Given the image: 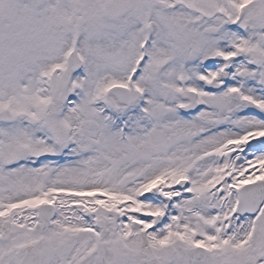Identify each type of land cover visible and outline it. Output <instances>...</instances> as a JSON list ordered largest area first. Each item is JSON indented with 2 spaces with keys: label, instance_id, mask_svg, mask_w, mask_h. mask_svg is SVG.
Instances as JSON below:
<instances>
[{
  "label": "snow or ice",
  "instance_id": "obj_1",
  "mask_svg": "<svg viewBox=\"0 0 264 264\" xmlns=\"http://www.w3.org/2000/svg\"><path fill=\"white\" fill-rule=\"evenodd\" d=\"M0 264H264V0H0Z\"/></svg>",
  "mask_w": 264,
  "mask_h": 264
}]
</instances>
